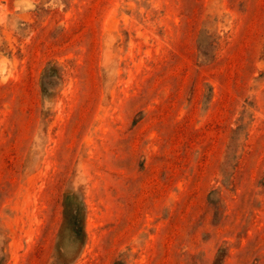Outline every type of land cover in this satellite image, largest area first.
Returning a JSON list of instances; mask_svg holds the SVG:
<instances>
[{"label":"rangeland","instance_id":"374dc122","mask_svg":"<svg viewBox=\"0 0 264 264\" xmlns=\"http://www.w3.org/2000/svg\"><path fill=\"white\" fill-rule=\"evenodd\" d=\"M0 264H264V0H0Z\"/></svg>","mask_w":264,"mask_h":264},{"label":"trees","instance_id":"16d2710c","mask_svg":"<svg viewBox=\"0 0 264 264\" xmlns=\"http://www.w3.org/2000/svg\"><path fill=\"white\" fill-rule=\"evenodd\" d=\"M49 72V71H48ZM46 75H47V72H46ZM45 79V78H44ZM44 85H45V83H44Z\"/></svg>","mask_w":264,"mask_h":264}]
</instances>
